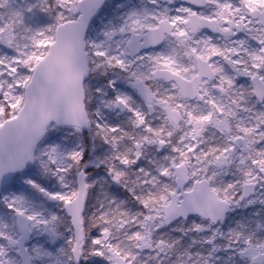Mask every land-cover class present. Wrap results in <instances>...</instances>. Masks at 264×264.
Wrapping results in <instances>:
<instances>
[{"label":"snow or ice","instance_id":"6c2138e0","mask_svg":"<svg viewBox=\"0 0 264 264\" xmlns=\"http://www.w3.org/2000/svg\"><path fill=\"white\" fill-rule=\"evenodd\" d=\"M0 264H264V0H0Z\"/></svg>","mask_w":264,"mask_h":264}]
</instances>
